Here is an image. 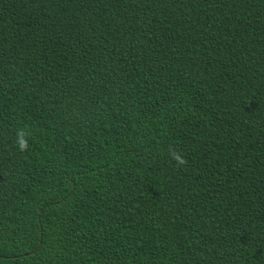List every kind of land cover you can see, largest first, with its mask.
Masks as SVG:
<instances>
[{"label": "trees", "instance_id": "obj_1", "mask_svg": "<svg viewBox=\"0 0 264 264\" xmlns=\"http://www.w3.org/2000/svg\"><path fill=\"white\" fill-rule=\"evenodd\" d=\"M0 264H264V0H0Z\"/></svg>", "mask_w": 264, "mask_h": 264}, {"label": "clouds", "instance_id": "obj_2", "mask_svg": "<svg viewBox=\"0 0 264 264\" xmlns=\"http://www.w3.org/2000/svg\"><path fill=\"white\" fill-rule=\"evenodd\" d=\"M18 7V5H16ZM20 11V8L18 7L17 12ZM1 38H6L5 32L1 33Z\"/></svg>", "mask_w": 264, "mask_h": 264}]
</instances>
